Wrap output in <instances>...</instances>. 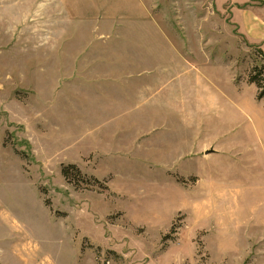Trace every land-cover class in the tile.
<instances>
[{
	"label": "rangeland",
	"instance_id": "374dc122",
	"mask_svg": "<svg viewBox=\"0 0 264 264\" xmlns=\"http://www.w3.org/2000/svg\"><path fill=\"white\" fill-rule=\"evenodd\" d=\"M250 76L264 0H0V264H264Z\"/></svg>",
	"mask_w": 264,
	"mask_h": 264
},
{
	"label": "trees",
	"instance_id": "16d2710c",
	"mask_svg": "<svg viewBox=\"0 0 264 264\" xmlns=\"http://www.w3.org/2000/svg\"><path fill=\"white\" fill-rule=\"evenodd\" d=\"M258 76H260V73L258 74ZM250 84H254L256 86L257 91V98L258 99H263L264 98V79L263 78H258L257 76H250L248 79ZM72 170H74V172L79 176L80 173L77 169H75L73 166H69ZM69 167H63L62 168V175L64 176L65 179H69L70 178V171H69ZM94 182L96 184H99V182L94 179Z\"/></svg>",
	"mask_w": 264,
	"mask_h": 264
},
{
	"label": "crops",
	"instance_id": "0c3cea01",
	"mask_svg": "<svg viewBox=\"0 0 264 264\" xmlns=\"http://www.w3.org/2000/svg\"><path fill=\"white\" fill-rule=\"evenodd\" d=\"M241 10L244 11L245 13L243 15L241 14L242 15V17H241L242 21L240 23V28H241V30L243 29V32L245 33V36L249 39L247 31H249L251 29V24L249 22L250 11L245 10L244 8H242Z\"/></svg>",
	"mask_w": 264,
	"mask_h": 264
}]
</instances>
